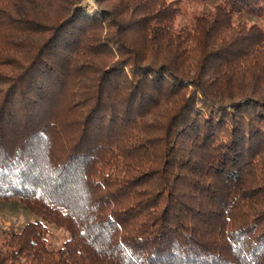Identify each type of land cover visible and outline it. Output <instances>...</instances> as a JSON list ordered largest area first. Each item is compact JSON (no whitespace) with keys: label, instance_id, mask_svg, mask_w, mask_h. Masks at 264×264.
<instances>
[{"label":"trees","instance_id":"1","mask_svg":"<svg viewBox=\"0 0 264 264\" xmlns=\"http://www.w3.org/2000/svg\"><path fill=\"white\" fill-rule=\"evenodd\" d=\"M80 2L0 0V264H264V0Z\"/></svg>","mask_w":264,"mask_h":264},{"label":"rangeland","instance_id":"2","mask_svg":"<svg viewBox=\"0 0 264 264\" xmlns=\"http://www.w3.org/2000/svg\"><path fill=\"white\" fill-rule=\"evenodd\" d=\"M182 13L176 20L177 26H186L191 24L194 17L201 13L203 10L213 8L215 0H180ZM80 4L85 10V14H91L97 11L93 0H81ZM236 21H249L250 23L256 22L264 26V21L256 17L236 14L234 16ZM37 218L28 211L19 202L8 201L0 203V240L3 235L9 231L20 228L25 222L36 220ZM48 227L47 244L49 247L58 246L66 237L67 232L55 225Z\"/></svg>","mask_w":264,"mask_h":264}]
</instances>
